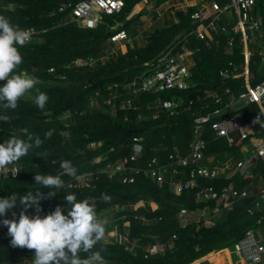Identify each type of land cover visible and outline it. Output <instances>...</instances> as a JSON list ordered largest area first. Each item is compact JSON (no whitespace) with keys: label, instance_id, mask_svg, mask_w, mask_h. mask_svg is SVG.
I'll return each mask as SVG.
<instances>
[{"label":"trees","instance_id":"16d2710c","mask_svg":"<svg viewBox=\"0 0 264 264\" xmlns=\"http://www.w3.org/2000/svg\"><path fill=\"white\" fill-rule=\"evenodd\" d=\"M79 1L82 0H0V15L7 16L22 28L34 30L32 41L19 49L23 63L16 71L34 76L41 82L35 87L48 95L43 109L33 102L34 91L32 97H21L15 109H0V113L9 116L7 121H0V139L20 134L23 129V139L32 136L33 144L36 137L43 141L38 148L34 146L27 155L16 161L21 165L16 177H0V196L16 194L19 201L20 196L35 192L41 186L34 183V173L42 171L57 175V160L70 161L76 167V173L128 156L132 138L142 137L143 150L136 160L140 171L133 182L123 183L119 175L108 178L100 174L93 187L73 189L66 185L72 175H60L63 185L49 189L50 192H57L56 195L47 197L48 189H40L44 196L39 201L40 212L65 205L64 195L70 192H75L78 199L87 198L95 206L97 214L115 205L122 206L114 214L116 220L110 226L123 231V222L129 221V237L134 247L130 250L126 243L118 242L115 238H108L106 242L101 240L93 251L99 250L106 264H189L219 249L215 253L227 252L226 247L240 239L248 228L258 225L260 212L254 210L250 215L247 211L253 208L254 196L237 202L232 210L222 214L214 226H202L201 220H191L181 226L177 218L181 207L190 210L211 208L214 200L196 201L195 188L175 195L169 183L159 187L143 169L153 158L159 164L168 163L169 155L175 149L181 154L186 153L193 138L194 118L211 113L216 107L222 108L228 96L223 91L226 87L234 94L239 91L240 79L223 80L219 76V70L226 67L229 61L241 63L239 44L236 43L233 55H227L223 50L226 34L219 35L216 44L191 35L188 46L195 48L196 52L195 65L191 68L193 84L190 87L129 93L122 84L141 73L164 48L189 30V14L194 6H189L186 13L176 10V21L157 26L147 33L143 44L127 45L124 53L119 52L103 62L98 60L92 66H75L73 61L76 58L98 57L104 49H109L106 40L114 32L124 29L129 36L136 34L140 14L136 12L135 5L142 0H125L119 12L102 16L95 28L80 27L58 12L59 7L73 6ZM217 1L222 3L226 0ZM263 1L258 0L261 6ZM256 59L257 56L252 57V61ZM50 68L53 70L49 71ZM251 70L256 74L251 80L254 85L264 78V73L254 64ZM210 91H218L223 101L215 103L206 95ZM97 92L110 98L109 92L118 95L112 99L114 111H91L86 108L88 97ZM127 98H130V104L120 106L122 100ZM157 99L180 101L178 112L169 114L156 104ZM243 109L250 115L257 111L256 106ZM65 110L71 113L66 124L59 119ZM48 132L51 135L46 137L45 133ZM201 135L206 143L204 163L237 154L242 143L236 138L233 144L228 145L225 138L214 136L209 124L204 125ZM91 141L99 144L91 148ZM96 157L101 159L94 163ZM181 171L183 177L188 168H181ZM263 172V163H258L252 178L200 179L199 183L212 185L218 191L229 183L239 188ZM141 195L150 196L156 207L147 202L134 209L133 204ZM15 211L19 215L20 209ZM34 211L27 209V213ZM155 242L166 244L164 250L146 256V248ZM168 244L171 246L168 247ZM33 254L34 249L13 247L0 229V264H13L23 258H32ZM80 255L84 257L87 253ZM259 264H264V256Z\"/></svg>","mask_w":264,"mask_h":264},{"label":"built area","instance_id":"2783aa9c","mask_svg":"<svg viewBox=\"0 0 264 264\" xmlns=\"http://www.w3.org/2000/svg\"><path fill=\"white\" fill-rule=\"evenodd\" d=\"M158 1V0H152ZM166 3L168 0H163ZM125 0H82L73 6L59 7L58 12L67 19L74 21L78 26L84 28H95L101 21L102 16L111 15L121 10ZM178 10L185 13L189 6L178 4ZM190 25L188 31L184 32L178 40L164 48L147 67L135 75L131 81L122 84L129 93L160 92L170 89L183 90L190 87L191 68L195 65L194 54L196 49L188 46L189 36L204 40L206 42L218 43L217 37L226 34L227 38L223 45L224 53L234 54L236 43L240 46L241 63L235 60L228 62L227 66L219 70V76L223 80H241V86L237 93L230 92L226 87L223 91L228 94L222 108L216 107L211 113L200 115L194 118L193 138L186 153L181 154L177 149L169 155V162L159 164L156 158L151 159L143 172L154 181L159 187L169 183L172 192L180 195L184 191L195 188L196 201L214 200V206L190 210L181 207L177 212V218L181 226L191 220L199 222L202 226H214L222 214L233 209L240 200L254 196L253 208H248L251 215L254 210L260 212L258 225L248 228L244 235L235 241L231 246L226 247L236 258L237 264H259L264 256V172L259 174L255 180L247 185L236 187L233 183L218 191L212 185L199 183L201 179L231 178L239 177L241 180L252 178L253 171L258 163L264 165V124L253 123L257 114L264 113V78L254 85L251 80L256 74L251 70V65L264 73V1L261 6L258 0H227L220 3L217 0H204L194 6L189 14ZM176 21V18H175ZM28 30V29H27ZM33 34L34 30L29 29ZM130 36L124 29L111 34L106 42L112 44L111 48L103 50L98 57L76 58L73 61L75 66H92L98 60L105 61L115 52L114 45L122 41H129ZM109 55V56H108ZM258 59L252 61V57ZM53 69L50 68L49 71ZM115 87H118L115 85ZM91 94L88 97L86 108L91 111H114L113 100L118 96L116 93ZM215 103L223 101L218 91L206 93ZM113 99V100H112ZM180 101L174 99H157L156 104L161 106L169 114L178 112ZM130 104V98L122 100L120 106ZM109 106V107H108ZM246 106H256L257 111L253 115L245 112ZM71 117L69 111L59 115V119L66 124ZM264 118V116H262ZM209 124L215 137L225 138L227 144H233L236 138L241 140L237 154L225 155L221 159L204 163V149L206 143L202 138V128ZM65 134V133H64ZM99 142L91 141L89 147L94 148ZM143 150L142 137H133L130 144V154L115 161H108L103 166L94 169L82 170L72 175L66 185L69 188H91L100 174L108 178L116 175L121 176L123 183L133 182L135 175L140 171L136 160ZM96 157L93 162L100 161ZM63 160H57V175H68L60 167ZM92 162V163H93ZM76 171V167L72 165ZM188 168L187 173L182 177L181 168ZM21 165L18 162L10 164L6 169L0 170V177L14 178L18 175ZM156 207L150 196L141 195L140 199L133 204L137 209L145 203ZM122 206L115 205L97 214L98 218L106 219L104 242L108 238H115L118 242L126 243L128 249L133 250V242L129 237V221L123 222V231L116 230L110 226L116 220L114 214L120 211ZM54 209L49 208L40 212L44 215ZM111 211V214L107 212ZM32 215L33 213H27ZM8 218L12 213H6ZM18 217V214H17ZM136 217L139 218L138 215ZM144 220V217H141ZM5 237L11 239L7 233V227L0 224ZM166 244L155 242L146 248L147 254H155L164 250ZM171 244H168L170 247ZM225 249V248H223Z\"/></svg>","mask_w":264,"mask_h":264},{"label":"clouds","instance_id":"9594fccd","mask_svg":"<svg viewBox=\"0 0 264 264\" xmlns=\"http://www.w3.org/2000/svg\"><path fill=\"white\" fill-rule=\"evenodd\" d=\"M32 33L18 24L12 23L5 15H0V109H15L17 101L30 90L37 107L43 109L48 100L45 92L36 88L37 79L27 72L16 69L23 63L20 47L30 43ZM264 113L257 114L253 123L264 124ZM9 116L0 113V121H7ZM20 134H12L0 139V170L27 155L29 149L39 147L42 140ZM51 132L45 133L50 136ZM37 155L43 156L44 153ZM60 167L67 174L75 175V169L68 160H63ZM34 183L41 187L35 192H28L19 197L16 194L0 196V224L7 227L10 243L13 247L34 249L31 264H106L105 257L94 246L105 236L106 219L98 218L95 206L87 198H77L75 192L64 195L65 205H57L54 210L41 215L39 201L44 198L41 188H47V197L56 195L49 189L60 188L63 180L59 175L45 172L34 173ZM107 198V197H106ZM19 208L17 217L15 209ZM34 209L32 215L27 209ZM11 212L8 218L6 213ZM87 253L81 257L80 253Z\"/></svg>","mask_w":264,"mask_h":264},{"label":"crops","instance_id":"0c3cea01","mask_svg":"<svg viewBox=\"0 0 264 264\" xmlns=\"http://www.w3.org/2000/svg\"><path fill=\"white\" fill-rule=\"evenodd\" d=\"M204 0H168L164 2L163 0L152 1V0H142L135 5V10L139 15L140 24L136 27V34L130 36V40L122 41L114 45L115 52L111 54L113 57L117 53H124L127 49V45H141L145 41L147 33L155 29L157 26L165 25L171 21H175V11L178 10V4H185L187 6H196L203 2ZM154 11V13H153ZM215 253H208L189 264H199V261L209 258V256ZM220 258L216 260V264H237L236 258L231 254L228 249L225 253H218ZM235 258V260L233 259ZM32 258H23L16 261L13 264H31Z\"/></svg>","mask_w":264,"mask_h":264},{"label":"rangeland","instance_id":"374dc122","mask_svg":"<svg viewBox=\"0 0 264 264\" xmlns=\"http://www.w3.org/2000/svg\"><path fill=\"white\" fill-rule=\"evenodd\" d=\"M227 1V0H226ZM153 13H154V11H153ZM112 47V44H109V48H111ZM114 54V53H113ZM109 56V55H108ZM108 58H110V57H108ZM41 83L40 81H37V84L36 85H39V84ZM33 95H32V91L30 90L28 93H26L23 97H25V98H29V97H32ZM108 214H111V211H108L107 212ZM221 249H219V250H216V251H214V252H211V253H215V252H218V251H220ZM218 258H220V256L218 255V253H215V254H213V255H211V256H209V258H205L204 260H201V261H199V264H216V260L218 259ZM234 260H235V258H233Z\"/></svg>","mask_w":264,"mask_h":264}]
</instances>
